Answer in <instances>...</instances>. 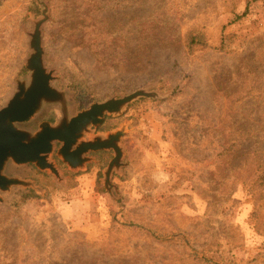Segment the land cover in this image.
Instances as JSON below:
<instances>
[{"label":"rangeland","instance_id":"374dc122","mask_svg":"<svg viewBox=\"0 0 264 264\" xmlns=\"http://www.w3.org/2000/svg\"><path fill=\"white\" fill-rule=\"evenodd\" d=\"M40 21L72 115L138 90L160 97L108 120L130 123L116 189L99 175L106 151L71 170L58 143V176L12 169L33 187L4 195L0 264H264V0H0V108L28 76ZM191 30L208 47L187 55Z\"/></svg>","mask_w":264,"mask_h":264},{"label":"water","instance_id":"95a60500","mask_svg":"<svg viewBox=\"0 0 264 264\" xmlns=\"http://www.w3.org/2000/svg\"><path fill=\"white\" fill-rule=\"evenodd\" d=\"M41 21L35 25L29 42L31 53L25 62L28 76L16 81L11 96L0 108V205L6 201L4 195L14 187H33L32 182L12 175L15 167L34 164L41 171L58 176L56 164L51 161L58 143L56 155L71 170L85 168L93 160L87 156L91 152L113 151L114 156L104 172V182L108 190L115 187L110 180L113 171L122 166L120 141L126 135L125 127L106 135H95L94 132L104 122L105 116L122 115L126 107L138 98L160 97L156 92L138 90L122 98L94 103L72 115L69 90L57 89L54 82L58 78L45 67ZM52 107H58L62 114L54 123L44 121L37 130L20 126ZM89 133L92 135L90 138L87 137Z\"/></svg>","mask_w":264,"mask_h":264},{"label":"crops","instance_id":"0c3cea01","mask_svg":"<svg viewBox=\"0 0 264 264\" xmlns=\"http://www.w3.org/2000/svg\"><path fill=\"white\" fill-rule=\"evenodd\" d=\"M127 107H128V106H127ZM127 107H126V108H127ZM125 110H126V109H125ZM125 110H124V111H125ZM59 111H60V109H59ZM123 114H124V112H123ZM123 114H122V115H123ZM122 115L117 116V117L119 118V117H121ZM59 116H60V117L62 116L61 111H60V115H59ZM60 117H57L56 120L59 119ZM117 117H115V118H117ZM104 120H105V118H104ZM50 122H51V121H50ZM53 122H55V121H53ZM101 125H102V124H101ZM101 125H100V126H101ZM129 125H130L129 122H125V123L120 124V125H117V126H115V127H113V128L106 129L105 131H101V130H99V127H100V126H99V127L95 130V132H94L95 135H97V134L106 135V134H108V133H110V132H115V131H117V130L123 128V127H125L126 135H125V136L121 139V141H120V144H121V146H122V148H123V157H122V160H121L122 166L120 167L119 170H114V171H113V173H112V175H111V180H110V183H111L112 185H114L116 188H117V186L112 182V178H113L115 175H116V176H122V175L125 173V167H126L127 164H128V162H127V160H126L127 152H126V149H125V143H124V142L127 141V140L129 139V137H128V134H129ZM147 132L150 133V132H151V128H148ZM153 132H154V133L156 132L155 126H154V128H153ZM91 136H92V135H91L90 133L87 134V137H88V138H90ZM106 152H109V153L111 154L110 160L106 163V165H105V166L100 170V172H99V175L102 177L101 179H102L104 185H105V182H104V172H105V169L107 168L109 162L112 160V158H113V156H114V155H113V154H114L113 151H106ZM92 158H93V160H92L91 162H89V163L86 165V167L83 168L82 170L87 171V170H88L87 167H88L89 164H95V163L97 162L95 156H92Z\"/></svg>","mask_w":264,"mask_h":264},{"label":"trees","instance_id":"16d2710c","mask_svg":"<svg viewBox=\"0 0 264 264\" xmlns=\"http://www.w3.org/2000/svg\"><path fill=\"white\" fill-rule=\"evenodd\" d=\"M38 11V10H37ZM195 46H201V47H208L206 37L202 32L191 30L190 32L187 33L185 40H184V48L186 54H191L194 50ZM112 117L110 116H105V120L102 123V125L99 127V130H105L109 125L108 120L111 119ZM259 166V169L255 171V174L260 173V164H257ZM259 175V174H258ZM262 175V174H261Z\"/></svg>","mask_w":264,"mask_h":264}]
</instances>
